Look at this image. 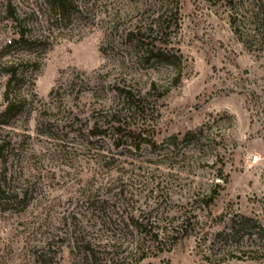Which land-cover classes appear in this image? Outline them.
Returning a JSON list of instances; mask_svg holds the SVG:
<instances>
[{
  "label": "rangeland",
  "instance_id": "obj_1",
  "mask_svg": "<svg viewBox=\"0 0 264 264\" xmlns=\"http://www.w3.org/2000/svg\"><path fill=\"white\" fill-rule=\"evenodd\" d=\"M158 1L71 0L55 21L45 0H0V112L3 64L38 63L20 85L24 109L0 125V264H264L245 240L232 258L216 238L234 215L264 224V51L234 34L232 18L249 25L229 0H179L177 66L137 62L123 38L168 15ZM22 30L45 45L6 49ZM121 89L150 95L120 117L116 143L106 117ZM184 220L187 236L169 233Z\"/></svg>",
  "mask_w": 264,
  "mask_h": 264
},
{
  "label": "trees",
  "instance_id": "obj_2",
  "mask_svg": "<svg viewBox=\"0 0 264 264\" xmlns=\"http://www.w3.org/2000/svg\"><path fill=\"white\" fill-rule=\"evenodd\" d=\"M178 1L173 0L170 2H165L164 0H159L156 4V10H168V15L160 16L157 25L153 30L150 29H137L128 31L124 36V41L129 45L131 55L137 62L149 63L151 61L157 63L167 64L169 66H177L180 61V56L170 48L171 46V35L175 33L177 27V15H178ZM48 7V12L55 21H65L69 20L72 13V2L71 0H45ZM230 10H245L243 15L245 21L249 25L248 30L239 29L238 25L235 22V18H232L230 25L233 29V32L238 37L245 36L246 40L244 44L248 48H253L257 51H264V0H248L247 3L241 4V8L237 9L234 5V0H229ZM242 3V2H241ZM11 15V14H9ZM12 17V16H10ZM153 35V40L147 42V37ZM17 39L11 40L6 45V49L11 47H38L40 45H45L44 42H40V39L34 37H26V32L24 30L17 32ZM28 66L31 67V71H36L38 68V63L34 60L28 58H20L18 60L11 61L9 63L3 64V74L7 77L5 90L3 93L4 108L0 112V125L7 126L9 125V120L21 113L26 104V98L22 97L20 92L21 82L25 79L26 69ZM26 67V68H25ZM180 80V75L178 74L173 80V85L177 84ZM150 91L157 92L155 84H151ZM119 95L122 100V105L119 110L112 112L108 115V121L106 123L110 124L109 128L113 132L114 141L118 142L122 139V128L120 124V117L124 113L133 115L138 114L140 111L146 110L148 105L147 96L150 95L147 92L146 95L141 93L134 94L130 89H121L119 90ZM162 97L161 93H157L155 98L156 101ZM130 133V132H128ZM203 134V128H199L197 131L187 132L181 139L182 143H191L199 138ZM94 135V134H92ZM99 136V133L96 134ZM138 137V136H137ZM134 139V138H133ZM177 139L175 137L170 138L167 141V146L175 147ZM155 148V143L151 142L150 144ZM139 144H135L133 149H138ZM3 146H0V152L2 151ZM216 179L220 180L222 185L227 184V175H224L221 170L217 171L215 175ZM215 188H220L218 183L215 184L214 189L202 198V203L204 207L211 206L217 194ZM4 189L0 184V196H3ZM23 198H20L19 203L22 204ZM24 206V204L22 205ZM24 208V207H23ZM133 227L137 228V222H133ZM187 224L188 221L184 220L177 224V226H170L171 229L169 233L173 234L176 231H184V235L187 236ZM171 231V232H170ZM167 231L165 230L164 236ZM170 234V235H171ZM153 239H157L158 235L155 234L152 236ZM216 238L227 245L228 250L227 254L230 257L237 258V251L242 249V242L245 240L249 244V248L255 254L264 256V224H261L253 218L246 216L234 215L230 219L229 227L226 231L218 232Z\"/></svg>",
  "mask_w": 264,
  "mask_h": 264
}]
</instances>
